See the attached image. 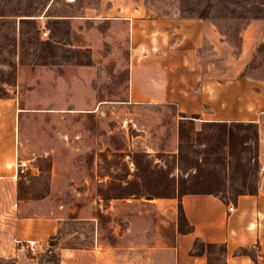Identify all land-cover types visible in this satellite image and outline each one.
<instances>
[{"label": "rangeland", "instance_id": "rangeland-1", "mask_svg": "<svg viewBox=\"0 0 264 264\" xmlns=\"http://www.w3.org/2000/svg\"><path fill=\"white\" fill-rule=\"evenodd\" d=\"M96 1L0 0V97L7 88L15 97L17 133L12 153H0V264H88L87 251L91 264H130L135 247L141 264H159L148 255L171 224L151 199L211 191L229 201L256 186L255 123H206L173 104L125 100L127 58L106 56L103 24L95 35L93 20L68 18L93 14ZM144 4L145 16L213 19L232 49L204 60L224 78L239 67L241 29L264 18V0ZM88 42L100 44L95 54L79 47ZM243 72L264 78V42ZM207 253L224 264L219 247Z\"/></svg>", "mask_w": 264, "mask_h": 264}, {"label": "crops", "instance_id": "crops-1", "mask_svg": "<svg viewBox=\"0 0 264 264\" xmlns=\"http://www.w3.org/2000/svg\"><path fill=\"white\" fill-rule=\"evenodd\" d=\"M144 5V0H97L88 6L93 14L68 18L93 20L99 26L95 35L101 33V24L104 25V49L110 50L106 56L127 58V102L173 104L181 118L206 123H255L259 166L255 190L229 201L211 192H184L151 199L157 216L167 217L171 229H162L170 236L163 238V243L157 238L148 258L162 259L159 264H208L207 250L195 247L198 239L223 244L224 264H264V78L243 72L255 47L264 42V18L245 23L239 33V52L232 63H239V67L234 76L224 78L213 76L204 60L209 50L219 56L225 48L232 49L213 19L145 16ZM107 42L114 44L108 46ZM81 46L95 54L100 44L88 42ZM7 90V95L0 97L2 154L12 153L17 139L15 97ZM179 214L190 231L179 229ZM152 230V234L161 233V229ZM134 250L132 254L127 252L126 259L131 257L130 264H141L144 255L138 247ZM82 255L86 256L83 261L91 264V253Z\"/></svg>", "mask_w": 264, "mask_h": 264}, {"label": "trees", "instance_id": "trees-1", "mask_svg": "<svg viewBox=\"0 0 264 264\" xmlns=\"http://www.w3.org/2000/svg\"><path fill=\"white\" fill-rule=\"evenodd\" d=\"M199 17H205V15L203 14V15H199ZM256 17V16H255ZM261 17H264V15L263 16H261ZM257 165H258V163H257ZM255 188H256V186H255ZM255 188L252 190V191H248V192H253L254 190H255ZM187 192H211V191H187ZM247 192V193H248ZM211 193H214V194H216V195H219L218 193H215V192H211ZM221 196V195H220ZM222 197V196H221ZM223 198V197H222ZM179 220H183L184 222H186L185 221V218L182 216V214H179ZM181 230H186V231H190L191 230V227L188 225V224H186V227L185 228H183V229H181ZM198 244H202L204 247H206L207 248V252H209L210 251V249H213V248H215V247H219L223 252H224V255H225V247H224V245L223 244H221V243H204L203 241H201V240H195V247H196V245H198ZM225 257V256H224ZM224 263H225V259H224ZM208 264H211V256L210 255H208Z\"/></svg>", "mask_w": 264, "mask_h": 264}, {"label": "built area", "instance_id": "built-area-1", "mask_svg": "<svg viewBox=\"0 0 264 264\" xmlns=\"http://www.w3.org/2000/svg\"><path fill=\"white\" fill-rule=\"evenodd\" d=\"M47 33H48L47 30H44V31L42 32V34L45 35V36L47 35ZM228 208H229V210H232V206H229ZM30 245L32 246V245H33V242H30Z\"/></svg>", "mask_w": 264, "mask_h": 264}]
</instances>
